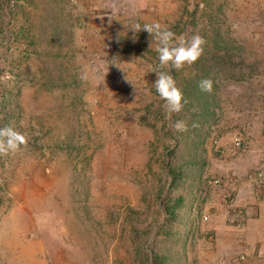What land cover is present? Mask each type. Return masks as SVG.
Segmentation results:
<instances>
[{
  "label": "rangeland",
  "instance_id": "374dc122",
  "mask_svg": "<svg viewBox=\"0 0 264 264\" xmlns=\"http://www.w3.org/2000/svg\"><path fill=\"white\" fill-rule=\"evenodd\" d=\"M260 4L0 0V127L28 138L0 156V264H252L230 219L264 171ZM152 23L205 40L171 119Z\"/></svg>",
  "mask_w": 264,
  "mask_h": 264
},
{
  "label": "clouds",
  "instance_id": "9594fccd",
  "mask_svg": "<svg viewBox=\"0 0 264 264\" xmlns=\"http://www.w3.org/2000/svg\"><path fill=\"white\" fill-rule=\"evenodd\" d=\"M136 32L146 31L151 42H155L158 65L152 70L155 73L153 87L156 94L163 101V112L166 119H171L173 114H179L188 103L183 91L177 86V82L171 75V70H181L185 66H192L203 55L205 40L200 35H193L186 38L184 35H177L160 23L145 24L143 27L136 25ZM161 69H169L163 71ZM5 80H12L11 75L5 74ZM203 92H212V81L203 79L198 83ZM194 127L196 125H193ZM178 132L187 131L185 121L178 120L174 124ZM28 144V138L22 132L17 131L11 125L0 127V156H7L22 150Z\"/></svg>",
  "mask_w": 264,
  "mask_h": 264
},
{
  "label": "crops",
  "instance_id": "0c3cea01",
  "mask_svg": "<svg viewBox=\"0 0 264 264\" xmlns=\"http://www.w3.org/2000/svg\"><path fill=\"white\" fill-rule=\"evenodd\" d=\"M263 2L264 0H256V4L261 3L260 6L264 8ZM261 149L264 150V147ZM261 155L264 160V153ZM243 208L247 218L243 228L238 231L240 239L238 237L235 244L244 245L252 264H264V181L261 190H254V194L246 199ZM230 210L233 211V209Z\"/></svg>",
  "mask_w": 264,
  "mask_h": 264
},
{
  "label": "built area",
  "instance_id": "2783aa9c",
  "mask_svg": "<svg viewBox=\"0 0 264 264\" xmlns=\"http://www.w3.org/2000/svg\"><path fill=\"white\" fill-rule=\"evenodd\" d=\"M234 145L239 148L241 145V142L239 140H235ZM250 178H253L255 180L256 183H258V185H260L259 187H261V185L263 184L264 181V172L263 171H259L257 172L253 177L251 176ZM214 185H219L220 181L216 180L213 182ZM230 199L228 201H224L225 205H227L228 207H232L231 203H230ZM208 219V217H204L203 220L206 221ZM232 220V223L235 222L237 225H239L240 227L244 226L245 223V214L243 213L242 209H235L233 211V215L232 218L230 219V221ZM246 259H247V255L246 254H242L239 253L234 260L233 264H246Z\"/></svg>",
  "mask_w": 264,
  "mask_h": 264
},
{
  "label": "trees",
  "instance_id": "16d2710c",
  "mask_svg": "<svg viewBox=\"0 0 264 264\" xmlns=\"http://www.w3.org/2000/svg\"><path fill=\"white\" fill-rule=\"evenodd\" d=\"M196 91L203 93V91H201L200 88H199L198 86H197V88H196ZM185 93H186V91L183 92V94H184V96H185V98H186V96L188 95V93H187V94H185Z\"/></svg>",
  "mask_w": 264,
  "mask_h": 264
}]
</instances>
